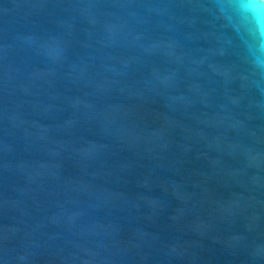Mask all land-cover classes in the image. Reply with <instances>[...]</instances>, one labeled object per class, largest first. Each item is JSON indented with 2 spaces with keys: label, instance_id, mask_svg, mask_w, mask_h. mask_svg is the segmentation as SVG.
Masks as SVG:
<instances>
[{
  "label": "water",
  "instance_id": "obj_1",
  "mask_svg": "<svg viewBox=\"0 0 264 264\" xmlns=\"http://www.w3.org/2000/svg\"><path fill=\"white\" fill-rule=\"evenodd\" d=\"M0 264H264V0H0Z\"/></svg>",
  "mask_w": 264,
  "mask_h": 264
}]
</instances>
